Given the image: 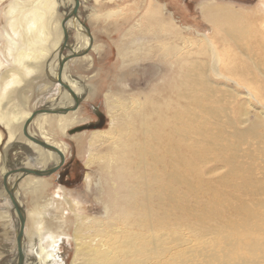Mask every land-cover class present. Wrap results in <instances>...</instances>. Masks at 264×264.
<instances>
[{"label": "bare ground", "instance_id": "6f19581e", "mask_svg": "<svg viewBox=\"0 0 264 264\" xmlns=\"http://www.w3.org/2000/svg\"><path fill=\"white\" fill-rule=\"evenodd\" d=\"M34 1L7 0V4L2 8L3 20L0 25V120H4L8 132L7 142H11L13 137H16L17 129L23 128V126L29 136L42 142L37 144L24 134L23 137L20 133L19 137L16 138L19 141L17 144L22 149L17 161L22 158L23 153L27 152L25 164L29 166H19L18 170L12 173H9L6 165L2 169L9 193L20 208V213L24 218L20 240L22 264H67L60 253L61 245L65 241L73 244V253L69 264H264V216L260 220L256 219V222L250 221V218L254 217L248 216L252 213L251 207L248 205L240 206L238 203L233 205L234 209H239V213L242 212L244 215L243 221L239 225H230L229 227L227 221L219 219L216 221L215 235L212 230L204 227L203 231L197 232L193 241L185 239L184 234L176 228H168V232L164 233L162 224V212L165 210L162 201L165 202L170 193H173L170 198L175 200L179 184L185 181L179 170L180 160L183 158L178 154L177 146L180 140L186 147L196 152H200L205 143L212 145L216 155L232 166L227 178L233 179L237 176L243 178L239 183L228 182L227 185L240 189L245 196L254 195L257 191L264 193L261 181L254 179L251 171L245 173L242 169L247 168L248 165H255L254 162L259 158V155L242 153L243 147L251 144L249 135L256 132L254 139L258 143L264 141V136L257 133V128L253 124L248 125L245 130H237L234 127L232 131H224L218 122L194 119L197 115L187 110L184 118L186 121L197 120V135L205 133L213 136L211 139L207 137L198 138L193 142L189 139L187 128L180 131L179 121L180 119L183 121V116L179 113L180 110L177 106L174 108L171 125L177 136V154L173 157L167 144L162 145V153L158 151L162 134L167 131L166 127L170 128L169 124L166 123L168 117L164 116L162 119L157 116L156 123H162L161 126L147 124L142 119L140 121L142 132L150 133L151 142L147 144L146 141H143L139 145V157L135 165V169L139 172L135 177V186L131 187L129 192L131 196L140 193L147 202L155 197L157 199L156 214L153 213L151 207H146L147 204L144 203L136 204V209L133 211H113L110 213L109 206L102 200L101 185L97 182L95 184L98 192L94 198L97 202L102 203V208L98 209H102V212L98 215L85 214V210L88 208L76 197H67L61 185H56L52 195L44 200V204L39 203L38 200L42 197V192H45V188L49 187L51 183L52 175L46 176L48 174L46 170L49 168L59 169L60 164L64 163L71 154L69 145L63 136L69 128L84 120V117L80 116L83 110V102L92 100L97 93V87L93 82L95 70L88 74V80H86L92 84L81 82L77 75L64 78L72 73V70L70 71L71 64L69 67L70 58L67 56L70 54L79 55V59L86 62L87 69H92L95 57L91 55V50L88 51V49L94 50L97 45H92L91 37L89 40L88 35H84L78 13L68 16L74 0H58L59 5L68 9L61 13L64 14V17L68 16L65 19L66 23L72 24L68 26L64 22L62 27L64 30L70 29L69 31L74 32L76 41L74 44H63V46L68 47L67 53L61 52L58 47L54 48L60 40L61 27L58 26L63 20L50 19L55 0H51V8L48 0H39L40 10L46 13L49 19H40L41 17L36 11H30V4ZM121 4L104 10L103 15L106 17L121 16L125 9L121 7H126V4ZM141 10L138 20L128 25L122 33L119 45L123 49H127L125 48L126 45L132 44L131 41L135 33H139V35L160 34L161 36H157L154 39L155 42L148 46H150L151 51H157L170 64H173L174 59L181 57L189 46H197L198 43L205 42L207 47L203 52L208 60L203 61L196 81L202 87L209 86L207 74L211 73L214 77L221 79L225 85L229 83L238 85L229 76V72L219 69L220 63H224V61L204 33L195 31L193 36L198 40H186L187 35L183 34L182 29L188 30L190 26L178 25L173 13L160 0H149ZM93 11H90L91 15H95ZM216 13L226 18L235 15V12L229 7H219ZM211 14V7L203 9L205 18ZM72 20L74 23L71 22ZM206 21L210 23L208 20ZM226 30L232 31L234 27H228ZM166 34L180 35L182 39L180 44L175 45L168 42L164 36ZM130 51L134 57L133 55L136 53L132 49ZM83 64L85 65V63ZM43 65L47 77L41 79L39 78L41 76L39 69H42ZM40 79V85L48 87L45 89L46 91L51 88L48 86L49 84L53 86L54 92L52 89L50 90L53 93L50 97L46 96L48 99L43 101L39 110L34 109V107L28 110L26 106L29 100L26 93L29 89L23 88L25 90H22L18 86L21 83H37ZM54 79L56 81L59 79L62 84L59 86L52 85ZM177 92L182 98L187 97L186 91L182 92L177 88ZM102 95L103 101L108 105L109 128L91 131L83 140L86 142L84 144L86 150L85 164L91 166L92 163L97 162L98 172L102 169V164L112 163L114 157L97 154L95 157L94 146L98 142L115 138L109 144V149H115L123 137V132L116 129L117 123L120 121L117 111H122L125 117L130 120L132 111L136 110L138 106L141 108L142 104L144 105L141 98L124 105L122 99L114 95L108 96L105 90ZM245 95L249 102L250 99H253L260 104L261 100L255 97L252 89L246 88ZM16 97L19 98L18 101H14ZM163 105L165 108L169 107V103L166 101ZM228 121L233 125L231 118ZM91 125L90 128L98 127L95 123ZM72 133L68 132L70 135ZM70 137L77 142H82L81 139L84 138L78 133ZM102 146L100 144V147ZM4 158H2L3 162L7 164L5 160L7 158ZM167 159L173 160L174 163L170 172L166 170L165 166ZM261 161L264 163V160ZM117 166L124 167L125 164L121 162ZM107 167L110 168V165ZM28 169L30 171H26ZM31 170L41 173H33ZM261 177L264 178V172ZM84 182L90 190L89 173L85 174ZM141 186L143 189L140 188ZM6 201L8 202V199ZM10 204L17 218L14 232L15 247L12 254L13 259L10 258V264H16L15 233L19 229L20 221L12 202ZM95 210L94 212L98 211ZM140 211L142 213H138ZM72 217L73 219L69 220ZM0 218H5L7 223L9 215L7 212H0ZM206 218H208L207 215ZM69 225L72 226L71 234L67 230ZM156 226H158V232L155 231ZM207 234L210 235L206 236ZM260 234L262 236H259ZM164 235L166 240L167 238L170 239L169 246L165 248Z\"/></svg>", "mask_w": 264, "mask_h": 264}, {"label": "rangeland", "instance_id": "374dc122", "mask_svg": "<svg viewBox=\"0 0 264 264\" xmlns=\"http://www.w3.org/2000/svg\"><path fill=\"white\" fill-rule=\"evenodd\" d=\"M148 1L79 0L77 15L81 19L83 33L85 36L88 35L89 40L92 39V45H97L95 51L91 48L88 49V51L91 50V55L95 57L94 67L87 69L86 62L79 59V55L70 54L67 58H70L71 76L77 75L83 83L92 84L86 80H88V74L95 70L93 82L97 87V93L92 100L83 102V110L80 116L84 117V120L67 131L69 132L83 124L95 123L98 127L74 131L71 135L66 131L63 139L68 143L71 154L64 163L60 164L59 169L46 175L53 177L51 176L49 187L45 188V192H42V197L38 200L40 204H44V200L52 195L56 185H61L67 197H76L88 208L85 210V214L98 215L102 212V209L98 210L102 208V203L97 202L94 198L98 192L95 184L97 182L101 185L102 200L109 206L110 213L113 211H133L136 209V204L144 203L147 204L146 207H151L153 213L156 214L157 199L155 197L147 202L140 193L131 196L129 192L130 188L135 186V177L139 172L135 169L139 157V145L143 141H146L147 144L151 142L150 133L142 132L140 121L144 119L147 124L161 126L162 123H156L157 116L162 119L164 116L168 117L166 123L169 124L170 128L166 127L167 131L162 134L158 151L162 153V145L167 144L170 153L175 157L177 154V136L171 125L174 108L177 106L180 110L179 113L183 116V121L182 119L179 121L180 131L187 128L190 141L195 142L198 138L203 137L211 139L213 136L205 133L197 135V120L186 121L184 118L187 110L197 115L194 119L218 122L224 131H232L234 127L237 130H245L248 125L253 124L257 128V133L264 136V0H160L173 13L178 25L190 26L188 30L182 29L183 34L187 35L186 40H198L193 36L195 31L204 33L211 40L222 61H224V63H220L219 69L229 72V76L238 83V85L232 83L225 85L221 79L208 73L209 86H203L204 88L196 81V77L200 74L203 61L208 60L203 52L207 47L205 42H200L197 46H189L181 57L174 59L173 64H170L157 51H151L150 46H148L153 44L154 39L161 36L160 34L139 35V33H135L131 41L132 44L126 45L125 48L127 49H123L119 45L122 33L128 25L138 20L141 9ZM48 3L51 8V0H48ZM120 3H122L121 5L126 4V7H121L125 8L124 14L117 15V17L103 15L104 10L117 7ZM6 4L7 0H0V25L3 20L2 8ZM30 5V11H36L41 17L40 19H49L47 14L40 10L39 0H35ZM55 5L50 19L63 20L58 26L61 27L60 40L54 48L58 47L61 52L67 53L68 47L63 46L64 42L65 44H74L76 37L74 32L69 31L70 29L64 32L62 23L68 16L73 15L72 9L68 16L64 17V14L61 13L68 9L59 5L58 0H55ZM204 7L212 8V14L206 18L203 16ZM219 7H229L235 12V15L228 18L219 16L216 13ZM91 10H94L95 15L90 14ZM70 19L72 18L70 17ZM71 22L74 23L73 20ZM66 24L69 26L71 23ZM228 27H234V30L227 31ZM246 29L247 32H245ZM164 36L168 42L175 45H179L182 40L178 34L177 36L172 34ZM130 49L136 53L133 55L134 57H132ZM39 72L41 75L39 78L47 77L44 65L42 69H39ZM41 79L37 83H21L18 86L22 90H25L23 88L29 89L26 93L29 100L26 106L28 110L33 107L39 109L43 101L48 99L46 96L50 97L54 92L53 86L49 84L48 86L53 92L46 91L45 89L48 87L40 85ZM53 81L52 85L59 86L56 79ZM37 84L39 85L37 86ZM177 88L182 92L186 91L187 97L182 98L177 92ZM246 88L252 89L255 97L261 100L260 104L253 99L248 101L245 95ZM104 90L108 96L114 95L122 99L124 105L140 98L143 99L144 105L142 104L141 108L138 106L136 110L132 111L130 120L125 117L122 111H117L120 121L117 123L116 129L123 132V137L115 149H109V144L115 138L98 142L94 146L95 157L96 154L114 157L112 163L102 164V169L98 172L97 162L92 163L91 166L85 164L86 150L84 144L86 142L83 140L91 131L109 128L108 105L103 101L102 95ZM18 100L19 98H14V101ZM165 101L169 103L168 108L163 105ZM229 118L233 120V125L229 123ZM22 129L21 127L17 129V138L20 133L24 137ZM77 133L83 135L82 142H77L70 137ZM255 133L249 135L251 144L245 145L242 153L259 155V158L254 162L255 165H248L247 168L242 169L245 173L251 171L253 178L260 180L264 187V178L261 177L264 172V163L261 161L264 160V141L258 143L254 139ZM0 136V212H7L9 215L7 223L5 218H0V264H10V258L13 259L12 254L15 247L14 232L17 218L10 204L9 188L5 182V174L2 173V169L6 165L9 173H12L17 171L19 166L29 165L25 164L27 152L21 155L20 163L19 160L17 161L22 148L17 144L19 141L16 137H13L11 142H7L8 132L4 120H0ZM100 144L103 146L100 147ZM177 148L178 154L183 157L180 160L179 170L185 181L179 184L175 200L170 198L173 195L170 193L165 202L162 201L165 208L162 212L164 233L168 232V228H176L184 234L185 239L193 241L197 232L203 231L204 227L212 230L215 235L216 221L219 219L227 221L229 227L230 225H239L243 221L244 215L242 212L239 213V209L233 208L235 203L240 206L248 205L251 207L252 213L248 216L251 215L254 218L251 217L250 221L256 222V219L263 218L264 193L257 191L254 195L245 196L240 189L227 185L228 182L239 183L243 178L241 176L233 179L227 178L232 166L216 155L212 145L205 143L201 151L196 152L186 147L180 140ZM3 157L7 158H4L7 164L3 162ZM121 162H124V167L117 166ZM107 165H110V168ZM173 165V160L167 159L165 161L168 172L173 169ZM86 173L90 175V190L84 182ZM140 188L143 189L142 186ZM95 209L98 211L94 212ZM138 213H142V211ZM69 216L71 217V215ZM72 219L73 217L69 220ZM67 230L71 234L72 226L69 225ZM155 231L158 232V226L155 227ZM16 234L17 232L15 233V240ZM169 240L168 238L166 240L164 235V248L169 246ZM60 253L66 263L69 264L73 253V244L65 241L61 245Z\"/></svg>", "mask_w": 264, "mask_h": 264}, {"label": "water", "instance_id": "95a60500", "mask_svg": "<svg viewBox=\"0 0 264 264\" xmlns=\"http://www.w3.org/2000/svg\"><path fill=\"white\" fill-rule=\"evenodd\" d=\"M79 0H74V5H73V7H72V14L73 15H75L76 13H77V7H78V5H79ZM64 30V29H63ZM64 32H65V30H64ZM66 38V37H65ZM67 40V39H66ZM65 40V41H66ZM65 43V42H64ZM57 82L59 83V84H62L61 83V81L59 80V79H57ZM39 110V109H38ZM36 112V111H35ZM90 127H92V125L91 124H83V125H79V126H77V127H75L74 129H72V130H70L69 132H74V131H79V130H81V129H84V128H90ZM22 132H23V134L26 136V137H28L31 141H33V142H35V143H37V144H41L42 142L40 141V140H38V139H36V138H34V137H31V136H29L28 134H27V132H26V130H25V127L23 126V129H22ZM49 147H52V146H50V145H48ZM54 169L53 168H49V169H47L46 170V173H50V172H52ZM26 171H30V169H28V170H26ZM31 172H33V173H37V174H40L41 172L40 171H32L31 170ZM3 181H4V177H3ZM9 197H10V200H11V202H12V204H13V206L15 207V209H16V212H17V214H18V217H19V221H20V224H19V229H18V231H17V234H16V247H17V260H16V264H22V260H23V257H22V251H21V247H20V240H21V235H22V230H23V224H24V218L22 217V215H21V211H20V208L15 204V201L13 200V198L11 197V195H9Z\"/></svg>", "mask_w": 264, "mask_h": 264}, {"label": "crops", "instance_id": "0c3cea01", "mask_svg": "<svg viewBox=\"0 0 264 264\" xmlns=\"http://www.w3.org/2000/svg\"><path fill=\"white\" fill-rule=\"evenodd\" d=\"M65 20V19H64ZM65 22H66V20H65ZM71 75H67L66 77H64V78H69Z\"/></svg>", "mask_w": 264, "mask_h": 264}, {"label": "flooded vegetation", "instance_id": "af4514ba", "mask_svg": "<svg viewBox=\"0 0 264 264\" xmlns=\"http://www.w3.org/2000/svg\"><path fill=\"white\" fill-rule=\"evenodd\" d=\"M16 230V229H15Z\"/></svg>", "mask_w": 264, "mask_h": 264}]
</instances>
